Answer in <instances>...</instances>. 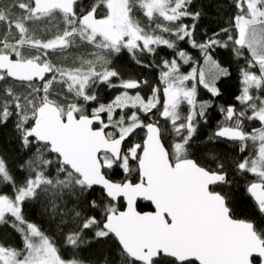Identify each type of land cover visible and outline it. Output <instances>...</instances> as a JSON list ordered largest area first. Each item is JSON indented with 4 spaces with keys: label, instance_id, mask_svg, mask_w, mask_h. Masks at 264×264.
Returning <instances> with one entry per match:
<instances>
[{
    "label": "snow or ice",
    "instance_id": "snow-or-ice-1",
    "mask_svg": "<svg viewBox=\"0 0 264 264\" xmlns=\"http://www.w3.org/2000/svg\"><path fill=\"white\" fill-rule=\"evenodd\" d=\"M203 7L0 0V128L11 124L21 153L0 151V229L21 241L0 235V264H264V0H231L226 26L201 32ZM121 53L156 78L122 72ZM234 79L238 93L221 103ZM213 112L207 141L230 157L200 155ZM237 177L258 218H238ZM31 202L62 239L27 218Z\"/></svg>",
    "mask_w": 264,
    "mask_h": 264
},
{
    "label": "trees",
    "instance_id": "trees-1",
    "mask_svg": "<svg viewBox=\"0 0 264 264\" xmlns=\"http://www.w3.org/2000/svg\"><path fill=\"white\" fill-rule=\"evenodd\" d=\"M198 5L204 6L203 11L206 13L200 22V31L212 29H219L221 26H226L229 15L232 12V9L229 7L231 0H197ZM207 5H211V7H207ZM182 47H186L189 52H193L194 57L199 56V53L187 45H183ZM162 55H166L167 51L161 53ZM215 58L224 66L229 67L230 70L236 73V69L239 67L238 62L234 58V54L229 49H217L215 52ZM115 67L120 69L122 72H133V73H141L147 77L152 79L156 78L155 70L151 72L146 71L139 66H136L131 58L125 54L121 53L119 57L115 58L113 61ZM225 97L221 103L225 101L234 99L232 93H238L239 90V82L238 80H231L226 85ZM100 96L102 100L107 102L111 96L112 92L107 89H102L100 92ZM202 96L206 97V94L203 93ZM220 119V116L213 112L211 114V118L209 119V123L206 126H202L199 129V140L203 141L200 144V155L207 157L208 153H214L221 157H230L233 155V151L231 150L230 145H225L224 143H210L207 141V137L210 133V130L213 129L216 125V121ZM14 132L12 130L11 124L7 127L0 128V151L6 152L9 156L12 157L13 160H19L21 153L17 152L18 145L15 143ZM117 180L122 178V175L117 173L115 175ZM135 178V177H133ZM251 178V177H249ZM237 183L232 187V200L234 205L237 207L238 212L237 216L240 219L247 218H258L255 216L256 208L254 206L251 198L243 191L244 182L237 177ZM101 196L100 189L92 193L93 198H97ZM119 205H123L124 201L121 199ZM44 203L43 202H31L26 208V216L30 221L36 222L41 225L42 228L47 229L49 234H52L57 237L58 240L62 239L60 233L56 227V221L49 220V217L43 211ZM137 207L141 211L152 210L151 204L144 203L143 201H139ZM124 209L123 207L121 210ZM0 235H4L7 237L8 241L12 243L16 247L21 246L20 237L13 232L10 228L5 227L4 229H0ZM99 255V251L97 249H91L90 251L82 253V256L96 258Z\"/></svg>",
    "mask_w": 264,
    "mask_h": 264
},
{
    "label": "rangeland",
    "instance_id": "rangeland-1",
    "mask_svg": "<svg viewBox=\"0 0 264 264\" xmlns=\"http://www.w3.org/2000/svg\"><path fill=\"white\" fill-rule=\"evenodd\" d=\"M137 18L138 19H140L141 20V23L143 24V22H144V18H143V16L140 14V13H137ZM192 56H194V54H193V52L191 51V52H189ZM187 67L188 66H185V70H187ZM203 94V91L201 92V95ZM204 97V96H203Z\"/></svg>",
    "mask_w": 264,
    "mask_h": 264
},
{
    "label": "water",
    "instance_id": "water-1",
    "mask_svg": "<svg viewBox=\"0 0 264 264\" xmlns=\"http://www.w3.org/2000/svg\"><path fill=\"white\" fill-rule=\"evenodd\" d=\"M123 201H124V200H123ZM139 201H142V200H138V201H137V204H138ZM143 202H144V201H143ZM144 203H147V202H144ZM124 204H125V206H126V201H124ZM151 206H152V210H153L154 205H151ZM122 210H124V209H122ZM137 210H138V211H141V210L138 209V207H137ZM152 210H148V211H152Z\"/></svg>",
    "mask_w": 264,
    "mask_h": 264
},
{
    "label": "flooded vegetation",
    "instance_id": "flooded-vegetation-1",
    "mask_svg": "<svg viewBox=\"0 0 264 264\" xmlns=\"http://www.w3.org/2000/svg\"><path fill=\"white\" fill-rule=\"evenodd\" d=\"M123 200V199H122Z\"/></svg>",
    "mask_w": 264,
    "mask_h": 264
}]
</instances>
